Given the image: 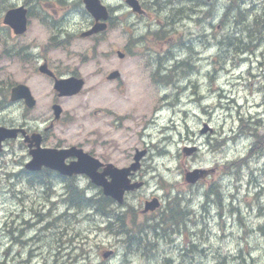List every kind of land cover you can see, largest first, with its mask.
Returning <instances> with one entry per match:
<instances>
[{"label":"rangeland","instance_id":"rangeland-1","mask_svg":"<svg viewBox=\"0 0 264 264\" xmlns=\"http://www.w3.org/2000/svg\"><path fill=\"white\" fill-rule=\"evenodd\" d=\"M18 1L20 0H0V13L4 14L13 3ZM145 1L149 3L152 0ZM155 1L162 6L160 12L163 15L171 14L180 31L183 30L186 36L191 33L193 42L186 43L190 48L185 49L181 56L190 60L188 63H193L194 66L188 67L186 73L182 69H174L170 75L172 85L164 83L166 80L161 76L159 77L161 83L154 82L152 74L158 68L153 66L151 59L160 51L161 46L173 48L172 40L174 36L175 39L178 37L177 33L167 34L165 45H163L164 41L153 40L151 35L149 41H144L142 36H146L149 26L153 29L158 28L155 17L138 18L126 5L125 0H104L114 8L113 11L118 16L116 21H120L108 33L109 44L118 48L124 47L125 44L133 50L128 58L126 57L127 59L119 63L125 72L124 87H116L118 84L115 82H107L105 76L109 69L114 68L113 63L120 61L117 56L109 62L102 60V63L83 64L80 70L82 76L87 79L85 89L78 96L63 99L66 116L58 125L56 132L58 137L63 138L68 144L83 145L86 150L93 151L97 156H110L113 161L122 163L131 160L136 148H147L148 153L142 171L147 184L137 194H130L127 202L132 206L140 204L141 208L142 197L155 193L164 202L167 191H172L173 194L182 191L197 214L194 218L192 213L190 221L188 220L189 238L184 239L183 236L176 235L166 224L160 225L156 231H153V226L158 223V220H154L145 227L143 239L147 240H144L140 247L134 245L138 250V256L124 257V253L129 248V245L125 244V235L120 234L117 237L110 234L106 220H103L106 226L104 230L96 229L100 218L86 216L91 213L86 210L87 208H80L81 218L75 220L73 225H67L71 222V218L61 224L50 222L48 220L52 218H48L44 223L36 221V224L26 226L21 229L23 231L18 232L19 226H23L26 221L28 224L32 223L36 217L32 215V211H27L24 215L26 220L13 218L11 210L14 204L25 202L37 208L39 202H44L46 204L44 212L51 208V204L46 201L47 196L43 199L42 194L27 185L19 187L17 185L16 187L24 193L16 194L18 199L14 198V187L11 183L15 181L4 175L5 171L14 168V162L10 161L0 168V229L2 231L0 264H64L60 259L51 258L50 254L55 250L66 252L74 250L72 256L81 258L78 264H107L101 252L111 246H114L119 253L112 261L115 264H264V233L259 230V225L264 223V217L258 211L259 202L264 203V189L260 196L255 198V192L260 190V185H264V154L261 157L254 154V157L249 156V160H246L245 157L248 156L255 139L252 135L244 134L246 128L253 129L257 126L259 132L261 129L264 131V42L260 44V39L253 42L252 54H243L241 60L236 53L239 54L244 44L238 41L236 43L234 39L239 27L251 31V34L254 33L251 28L256 27L257 21H253L254 18L244 21V28L243 25L239 26L240 23L236 24V20H239L236 19V14L228 17L226 22L221 21L227 5L230 4L229 0H217L215 2L217 11H190L188 0ZM254 1L257 3V0ZM82 5V0H64V3L59 4L60 10L63 11L58 15L59 24L64 22L65 31L70 32L69 28L77 29L85 25L82 15L81 18L75 14L70 19L69 14L83 10ZM41 10L39 24L33 21L25 38L13 37L11 32L1 25L3 14L0 18V76H5L6 80L25 81L31 84L48 111L45 115L44 111L37 108L35 111L25 112L26 114L17 112L13 117L15 122L27 120L33 126L40 125L49 115L51 116L48 110L51 89L45 87L43 80H39L34 69L36 64L29 59L30 57L20 61L16 58H8L9 55L6 54L4 58L2 49L7 48L14 52L13 54H19L16 49L21 43L27 39L35 40V37L40 38V43H46V39L53 31V26L47 21L56 19L54 17L49 19L48 12L51 11L47 10L46 6H42ZM259 11L261 13L264 11V0ZM168 29L167 27L164 31ZM255 33L259 35L260 32L256 29ZM249 35L246 34L247 38H251ZM261 36L264 34L261 33ZM139 37L140 41H134ZM213 37L220 42L224 50L218 45H213L215 42ZM168 41L171 42L168 44ZM177 42L174 40V43ZM91 44L89 40L78 38L70 49L71 57L65 56L64 49L53 54L62 58L63 62H67V69H70L69 66L79 68L82 65L81 57L87 50L91 54L95 53L90 47ZM112 47L108 44L102 45L100 52L109 53ZM193 51L195 58L192 61ZM247 56L249 59H246ZM172 64L173 61L168 62L167 68H171ZM222 65L227 67L220 71ZM61 70L64 71L65 67ZM98 108H108L120 114L119 121L122 127L118 130L109 124L113 120V115L108 120L96 123L93 111ZM154 109L155 113L152 115ZM250 111L252 118L246 119L245 123L240 122V117L247 118ZM2 117L8 116L2 115ZM204 123L212 127L213 131L202 134ZM185 146H198V149L192 154H185L183 151ZM22 150L18 146L14 148L18 153ZM235 158L239 161L245 160L242 162L244 168L239 181L234 175H225L223 172V165ZM17 161L15 164L18 163ZM242 164L238 166L239 168H234L235 174L239 173ZM215 165L219 170L211 173L209 180L216 178L221 181L226 195L224 205L234 202V207L240 210L236 211V215L224 211V231L217 225L219 211L217 212L216 206L212 207L208 217L203 213L206 221L202 226L198 225V222L203 220L200 217V210L204 182L189 184L185 180L187 170L196 167L211 168ZM81 183L88 185L87 180L83 178ZM126 207L131 211V206ZM126 207L118 211V206H113L111 210L116 212L113 215H122ZM262 209L264 210V207ZM62 211L63 207L58 206L57 213ZM240 216H243L242 221L239 219ZM112 218L116 220L115 216ZM144 218L140 216V220ZM61 227L63 228L61 232H65L74 242H67L65 246L58 248L57 243L62 245L63 242L56 241L55 233H58ZM125 230L130 229L126 227ZM26 232L29 235L35 233L34 237L38 243L34 245L28 243L25 248L19 244L12 245L11 238L15 233L18 236ZM133 234L134 232L131 233ZM171 238L174 242H166ZM190 238L194 240V243H190L192 247L195 244L200 251L190 253L185 259L181 256V252ZM11 246L10 254L6 255V249ZM188 249L185 248L186 251ZM188 251H191V248ZM193 254H195L194 258ZM165 255H168V262L164 261ZM250 256L255 257L253 261Z\"/></svg>","mask_w":264,"mask_h":264},{"label":"water","instance_id":"water-1","mask_svg":"<svg viewBox=\"0 0 264 264\" xmlns=\"http://www.w3.org/2000/svg\"><path fill=\"white\" fill-rule=\"evenodd\" d=\"M87 3L88 9L94 14L97 18L100 17H106V7L101 4L100 0H85ZM130 5L134 7L135 10H139L138 3L135 0H128ZM6 21L12 24L16 31H24L25 24H26V16H25V10L23 8L13 9L8 12ZM98 31L97 26L90 30L87 33H84V35H89L94 32ZM118 75L117 72H114L110 75L111 78H114ZM83 86V80L81 79H75V78H69L57 81L56 87L61 91V94L70 95L75 94L80 91V89ZM60 112H56L57 116ZM1 131H6L4 128H0ZM10 133H1L0 139L3 140L6 137L15 136V132L13 130ZM194 148L185 149L188 153H190ZM81 153L80 160L76 164V171L79 172H87L92 176V178L98 183L104 185L105 193L111 195L115 199H117L119 202H122L124 199V193L126 190H131L139 187L142 183H131L129 174L130 171L136 170L139 166L140 159L146 154V150L137 151L135 155V162L128 168H116L113 167L112 164H110V167L114 168V171H112V181L106 183L104 181L103 175H95L93 172L94 163H96V159L88 155L87 153H84L81 149L79 150ZM64 151H57V150H49L47 152L46 150H35L33 152L34 159L33 162L30 164L31 168H39L42 163H46L48 165H53L56 168H61L60 163L55 158L57 155H62L63 160L65 155H63ZM202 174V171L195 170L192 172L187 173V179L189 181H195L200 177ZM158 206V202L154 200L153 202H150L147 204L146 209H154ZM112 252L106 251L104 253L105 257H108Z\"/></svg>","mask_w":264,"mask_h":264},{"label":"bare ground","instance_id":"bare-ground-1","mask_svg":"<svg viewBox=\"0 0 264 264\" xmlns=\"http://www.w3.org/2000/svg\"><path fill=\"white\" fill-rule=\"evenodd\" d=\"M229 2H230V4L227 5L228 7H226V12L222 16L221 21H225L226 22L227 19H228V17H232L231 16L232 13L236 12V19L238 18L239 19L238 21L240 22L239 26L240 25H243V28H244V23L246 21L250 20L251 18H254V19L257 20V23H256L257 29H261L262 30V27L261 28H259V27L260 26H263V25H261V22H264V17L258 18L259 15H260V11H259L260 5L258 3H256V1H254V0H244V1H240V0H230ZM249 4L251 6H257V7H252V9L251 8L249 9V7H248ZM261 14L264 15V11ZM199 36H201V35H199ZM236 36H237V30H236V34L234 35V39L235 40H236ZM189 42L192 43L193 42V39H192V41H188L187 43H189ZM262 42H264V38L263 39L260 38V44ZM240 43L244 44L243 42H240ZM242 53H243V49L239 52V54H242ZM243 54H247V53L244 52ZM187 65H189L191 67L194 66L193 63H188ZM179 69H182L183 70V67H181V68L179 67ZM173 71H174V69L171 70V74H172ZM161 78L162 79H165L166 82L169 81V83L171 84V82H170V75L161 76ZM262 135H264V133ZM257 138H258V136H255L254 137L255 142L257 141V145H258V148H259L258 151L261 154H264V145H259L260 143L258 142ZM244 161L245 160H241V163L244 162ZM238 166H240V164L237 165V167ZM77 198H78V201L81 200L80 201V208L81 209L89 208V206L91 205V200H90V198L88 197L87 194H83V196L81 195V196H79ZM182 198H184V197H182V196H173L168 201V206L165 209V211H164V213H163V215L161 217V220H158V223L153 226V229H154L153 231H156L160 227V225L166 224L164 221L167 220V221L170 222L169 228L171 229V231L173 233H175L178 236H188V231H189L188 228L190 226L189 225V221H188L189 220V201L187 200L185 202ZM224 202H225L224 197H221L220 198V203L217 204L218 209H219L218 211H220L218 215L220 216L221 215V212H222L221 219H223V212L224 211L233 212L236 215V211H239V209L236 208V207H234L235 203L233 202L230 205H224ZM210 204L212 205V202ZM129 212H130L129 209L126 207V211L122 215L121 214L112 215V217L113 216L116 217V220H112V224L110 222H108L107 223V229L109 231H111V232H118V235H120V234L125 235V237H126L125 244L126 245H129V248L130 247H134V245H136L137 247H140L144 243V240H143L144 235L143 234L146 231V228H144L143 230H141L139 233H137L135 231L136 233L134 232L133 235H131V233H133V232H130V230H125V228L127 226H125L123 224V220H124L125 216ZM175 214H179L180 215V218L177 221H175L173 219ZM205 216H207V214ZM259 230L264 233V223L261 224V225H259ZM166 242L172 243L174 241L171 238L170 240H168ZM198 251H200L199 250V247L194 244L193 247H191V251H186L184 249L181 252V256L183 258L187 259L188 255H190V253H195V252H198ZM149 255H151V253ZM192 257L194 258L195 257V254H193ZM164 261L165 262H168L169 261L168 255H165L164 256Z\"/></svg>","mask_w":264,"mask_h":264},{"label":"flooded vegetation","instance_id":"flooded-vegetation-1","mask_svg":"<svg viewBox=\"0 0 264 264\" xmlns=\"http://www.w3.org/2000/svg\"><path fill=\"white\" fill-rule=\"evenodd\" d=\"M15 5H17L16 3H14ZM18 4H23L26 8H27V15H28V28H31V25L33 23V21H35L36 24H39V18L41 17L42 15V11H38L37 9L34 10L33 7H35V4L32 0H26L24 2H20ZM14 5V6H15ZM203 11V10H202ZM202 13V12H201ZM50 16H49V19L51 20L52 17H54V19L56 20H53V21H47L48 23H50L52 26H53V31L50 35V37L48 39H50L53 43H55L57 45L56 49L59 48V46L61 47H64V44L68 43L70 40H73L75 39L76 40V37L74 36V38L72 36H70V32L69 31H65V29L63 28V22L59 24V13L57 11H52L51 13H48ZM236 12L232 13V17L233 15H235ZM1 15V13H0ZM199 18V17H198ZM88 23H92L94 24V19H88ZM257 21V20H255ZM3 26L6 27V29H8L9 31H11V28L4 24V23H1ZM108 24H109V27L113 24L112 23V20L109 19L108 20ZM29 31V29H28ZM260 33H264V24L262 26V31H258ZM103 34H100V36H102ZM15 38H20L21 36L19 35H13ZM187 38H185V41L183 43V45L181 46V49H183L185 51V49H188L190 48L187 44L188 41H192V37H191V33L189 35L186 36ZM187 43V44H186ZM59 44V45H58ZM40 46V52L39 54H36L34 53L31 57V58H34L38 63H45V64H48V66L56 73V75L58 76V71L57 69L55 68L56 66H60V64L58 63V58L51 55L50 53L53 52L54 50L56 49H51L49 51H47L46 53L44 52L45 50V44L42 43V44H37ZM36 45V46H37ZM60 47V49H61ZM184 64H185V61H184ZM188 64V62L186 63ZM182 67V66H181ZM175 69V68H174ZM71 74H75V75H80V71H76V72H73ZM2 77H5V76H2ZM0 79H1V76H0ZM62 100V97H60L58 94H54L52 96V99H51V107H52V104L53 103H56V102H61ZM23 105V104H22ZM45 106L42 105V102L39 101L37 103V105L35 106V108H38L44 112H48L45 108ZM17 111V107H16V103L13 102L10 98V94H9V91L8 89H6L4 86L1 85V81H0V125H6V126H11V125H14L15 122L13 123L10 119H7L6 117H2V115H10L11 113H14ZM96 115H98V112H95ZM105 117V116H104ZM51 120V117L50 118H47V121H50ZM29 132L33 131L34 129H28ZM41 135H42V139H43V145L44 146H50V142H52V136L53 134H56L55 130H54V127L51 129L49 128L48 126H45L42 130H39ZM22 141V140H21ZM57 143H60V144H56L57 147H65L67 145H61V144H64L65 142L64 141H59ZM22 148L25 150V154L22 155L21 159H20V167H21V172H23V170H26L24 168L25 164L27 161L30 160V149L28 147V145L23 142V145L21 144ZM72 158H69L67 161H71ZM17 161V160H16ZM126 165V164H125ZM124 166V165H123ZM44 169L46 168H43L40 173L42 172H45L47 173V171H44ZM27 171V170H26ZM53 170H51L52 172ZM29 172V171H28ZM52 175L55 177H63L61 176L59 173H56V172H52ZM135 178H139V174L136 173L134 175V179ZM72 206L74 209H76L78 212L80 210V202L78 201V198H76L73 203H72ZM45 220H41L39 221L38 223H44ZM31 224H28V222L26 221V223L23 225V226H19L18 227V232L23 229L24 227L26 226H29ZM52 225V224H51ZM21 227V228H20ZM23 231V230H21Z\"/></svg>","mask_w":264,"mask_h":264},{"label":"trees","instance_id":"trees-1","mask_svg":"<svg viewBox=\"0 0 264 264\" xmlns=\"http://www.w3.org/2000/svg\"><path fill=\"white\" fill-rule=\"evenodd\" d=\"M194 10V8H191L190 9V11H193ZM262 15V17H264V15L263 14H261ZM168 23H170V21H168ZM236 23H240L238 20L236 21ZM264 24V22H261V25H263ZM262 26H260L259 28H261ZM164 29L163 30H161L160 31V35H159V38H161V37H164L165 35H167L168 33H170L171 32V28H169L166 32L164 31L165 30V28H167V27H163ZM252 29V32H254V33H252L251 34V31L250 32H248V31H244V32H242V34H240L239 36L240 37H237L236 36V43H237V41L238 42H244V38H246L247 36H246V34L247 33H249L250 35H249V37H251V40H252V42H255V41H258L261 37H263L264 38V36H261L260 34L261 33H259V35L258 34H256L255 33V31H256V29H257V26L256 27H253V28H251ZM258 31H262L261 29H258ZM250 39V38H249ZM260 136H258V138H257V140H258V142L260 143L259 145H264V135H262V137H260ZM83 196V193L82 194H80V196ZM81 201V200H80ZM79 201V202H80ZM110 200H109V198H106V197H104L103 199H101L100 200V202H98V205L100 204V208H103L108 202H109ZM99 208V209H100ZM177 218V219H176ZM180 218V215L179 214H175L174 215V220L175 221H177L178 219ZM254 260V258H252L251 259V261H253Z\"/></svg>","mask_w":264,"mask_h":264}]
</instances>
